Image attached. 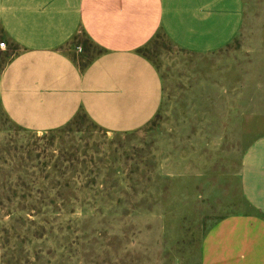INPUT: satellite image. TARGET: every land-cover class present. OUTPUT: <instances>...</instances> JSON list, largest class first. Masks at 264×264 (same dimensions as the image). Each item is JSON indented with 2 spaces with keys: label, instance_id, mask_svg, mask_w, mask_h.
I'll list each match as a JSON object with an SVG mask.
<instances>
[{
  "label": "rangeland",
  "instance_id": "rangeland-1",
  "mask_svg": "<svg viewBox=\"0 0 264 264\" xmlns=\"http://www.w3.org/2000/svg\"><path fill=\"white\" fill-rule=\"evenodd\" d=\"M235 40L192 53L164 33L143 50L163 104L140 131L80 115L33 133L0 112V264H201L210 229L251 214L242 158L264 135V0H243ZM85 65V34L67 46Z\"/></svg>",
  "mask_w": 264,
  "mask_h": 264
},
{
  "label": "crops",
  "instance_id": "crops-1",
  "mask_svg": "<svg viewBox=\"0 0 264 264\" xmlns=\"http://www.w3.org/2000/svg\"><path fill=\"white\" fill-rule=\"evenodd\" d=\"M243 0H0V112L43 133L84 113L112 133L142 130L163 104V82L141 50L159 33L192 53L231 44ZM79 34L100 53L81 65L67 46ZM241 188L252 213L217 222L201 264H264V135L247 149Z\"/></svg>",
  "mask_w": 264,
  "mask_h": 264
},
{
  "label": "trees",
  "instance_id": "trees-1",
  "mask_svg": "<svg viewBox=\"0 0 264 264\" xmlns=\"http://www.w3.org/2000/svg\"><path fill=\"white\" fill-rule=\"evenodd\" d=\"M88 39H89V38H88ZM89 40H90V39H89ZM149 44H150V43H149ZM147 46H148V45H147ZM147 46H146V47H147ZM146 47H145V48H146ZM145 48H143V49L141 50V52H143V50H144ZM90 60H91V59H90ZM90 60H89V61H90ZM89 61H88V62H89ZM80 115H82L83 118H88L87 115L84 114V113L79 114L76 118H78ZM76 118H75V119H76ZM75 119H74V120H75ZM74 120H73V121H74ZM73 121H72V122H73ZM72 122H71V123H72ZM71 123H70V124H71ZM70 124H69V125H70ZM19 128H21V127H19ZM21 129H22V128H21ZM23 130H24V129H23Z\"/></svg>",
  "mask_w": 264,
  "mask_h": 264
},
{
  "label": "built area",
  "instance_id": "built-area-1",
  "mask_svg": "<svg viewBox=\"0 0 264 264\" xmlns=\"http://www.w3.org/2000/svg\"><path fill=\"white\" fill-rule=\"evenodd\" d=\"M7 48V44L5 42L0 43V49Z\"/></svg>",
  "mask_w": 264,
  "mask_h": 264
}]
</instances>
